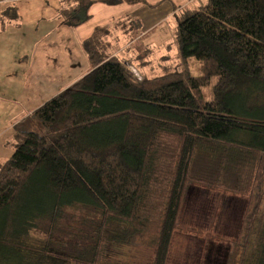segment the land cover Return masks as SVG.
<instances>
[{"label": "trees", "instance_id": "trees-1", "mask_svg": "<svg viewBox=\"0 0 264 264\" xmlns=\"http://www.w3.org/2000/svg\"><path fill=\"white\" fill-rule=\"evenodd\" d=\"M96 1L146 2L59 0L57 15L76 26ZM17 17L10 6L0 24ZM174 17L180 64L133 72L110 51L115 21L96 26L81 41L88 70L28 115L40 132L16 128L0 161V264H107L132 232L151 245L149 264H165L175 230L204 234L178 223L190 182L246 196L232 264H264V0H206L174 8ZM197 158L216 169L213 180L192 174ZM76 206L96 220L89 257L53 250L59 221Z\"/></svg>", "mask_w": 264, "mask_h": 264}, {"label": "rangeland", "instance_id": "rangeland-1", "mask_svg": "<svg viewBox=\"0 0 264 264\" xmlns=\"http://www.w3.org/2000/svg\"><path fill=\"white\" fill-rule=\"evenodd\" d=\"M188 1L147 0L151 5L120 3L118 4L119 7H116V12L122 15L127 13L133 15L132 11H137L146 26L153 25L154 27L144 39L135 43L137 51L140 49L144 50L146 46L149 48V52L146 56H143V60L137 62V64L143 62L144 65L142 64L140 72L144 73V75H159L162 66L166 65L171 67L180 64L181 58L175 36L176 21L171 10L174 4L182 2L188 3ZM205 1L190 0L187 6L197 7L205 3ZM58 2L59 0H56V4L59 7ZM52 4L56 6L55 1ZM92 5V11H88L87 15L96 9L95 13L97 17L93 20H98L102 16L101 6H105V3L96 1L90 4L88 8ZM47 9L37 13V21L33 23L38 24L39 28L37 30L39 33H41L40 29L43 31L44 27H49L51 21L53 26H57L62 20L57 15V11L54 17L45 16L48 11ZM98 23L94 24V26ZM38 32L35 31V27L32 28V35ZM137 34H139L138 31L137 33L135 32L134 37ZM32 35L31 38L34 39ZM149 37H151V40H149ZM30 48V43L26 39H21V34H19L16 28L10 27L8 32L0 34V59H2L3 52L6 60L4 67L8 66L7 60L9 53H13V51L23 53L30 51ZM186 64L192 74L198 73L199 61L191 57L187 59ZM215 81L216 78L213 76L210 78L209 83L202 87V94L206 100L211 98L212 86ZM17 110L18 108L15 106L12 111L14 113ZM8 117L10 116H5L0 109V122L5 121ZM23 124H25L23 129L40 132L39 127L32 125L29 121H25ZM27 125H29V128H27ZM205 161V158H197L193 165L192 174L197 177L202 176L208 180H213L216 169H209ZM224 178L228 184L235 185L234 178ZM245 205L246 196L244 195L228 193L221 190H210L195 183H188L179 213L178 223H185L189 226L200 228L204 234L198 236L194 233L175 230L172 235L165 264H232L236 256L234 254L236 247L230 241V238L237 236ZM262 209V215L264 217V203ZM94 218L91 210L88 208L79 206L66 208L64 217L59 221L60 228L53 236V241L55 242L54 252L62 255L83 254L88 256L89 249L94 242L96 225ZM46 224L47 222H42L41 230H44ZM114 228H118L117 225L113 223L109 224L108 230L112 231ZM34 235L40 238L45 236L42 231L34 232ZM151 252L152 247L149 242H146V239L139 233L132 232L122 245L111 249L107 264H149L151 261ZM60 259L61 257L59 256H53L50 260L51 262L57 263Z\"/></svg>", "mask_w": 264, "mask_h": 264}, {"label": "crops", "instance_id": "crops-1", "mask_svg": "<svg viewBox=\"0 0 264 264\" xmlns=\"http://www.w3.org/2000/svg\"><path fill=\"white\" fill-rule=\"evenodd\" d=\"M53 1L56 4V0H0V15L6 8L14 6L18 16L16 20L0 24V34L8 32L10 27L16 28L21 34V39H26L31 46L30 51L27 52L9 53L7 67H4L6 60L3 52L0 59V109L5 116H10L0 122V161L12 152L11 142L16 128L23 129L25 121L36 125L28 118L31 111L88 70V62L81 49V41L87 38L96 26L115 21V28L108 36L110 50L113 49L111 52L120 60H129V67L133 72L144 74L140 72L143 62L137 64L138 61L143 60L138 58L143 49L137 51L135 43L144 39L154 27L146 26L137 11H132L133 15L128 13L122 15L116 12L118 4H105L101 6L102 16L98 20H93L97 17L95 9L89 12L88 19L76 26L62 22L53 26L51 21L50 26L44 27L43 31L40 29L41 33H39L38 24H33L37 21V13L48 8L45 16L54 17L58 5L52 4ZM145 1V3H134L151 5L147 0ZM188 3L174 4L171 11L174 14V8L187 6ZM88 7L79 10L77 14L79 18H83L88 11H92L93 5ZM135 20L140 21L139 31L134 27ZM97 22L99 23L94 26ZM33 27L38 32L35 35H32ZM137 31L139 34L134 37ZM15 106L18 110L13 113Z\"/></svg>", "mask_w": 264, "mask_h": 264}]
</instances>
